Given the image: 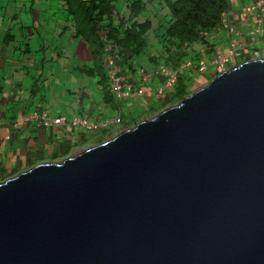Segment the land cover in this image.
Listing matches in <instances>:
<instances>
[{
	"label": "water",
	"instance_id": "obj_1",
	"mask_svg": "<svg viewBox=\"0 0 264 264\" xmlns=\"http://www.w3.org/2000/svg\"><path fill=\"white\" fill-rule=\"evenodd\" d=\"M0 264H264V58L0 182Z\"/></svg>",
	"mask_w": 264,
	"mask_h": 264
},
{
	"label": "crops",
	"instance_id": "obj_2",
	"mask_svg": "<svg viewBox=\"0 0 264 264\" xmlns=\"http://www.w3.org/2000/svg\"><path fill=\"white\" fill-rule=\"evenodd\" d=\"M254 2L255 0H232L233 8L232 11H229L228 16L234 22L238 32H242V36L233 35L231 37L222 28L216 29L209 36L208 42L210 47L215 48L217 54L223 57L229 54L230 39L240 42L246 39L247 43L250 41L248 33L255 28L254 17L257 16V13H248L246 16L243 13ZM28 3L30 0H17L15 3L7 5L5 7L7 11L2 18L4 27L0 28V182L37 164L60 162L70 157L75 149L87 145L92 139L88 140L87 132H84L86 129L74 127L71 124V120L74 118L87 116L88 121L92 124H104L111 118L122 115L121 109L118 110L114 103L109 102L108 92L110 89H102L97 79L87 73L88 69L92 68L88 52L77 50L76 46L73 54L69 55V52L59 50L56 46L57 51L52 50L51 56H48V51H46L48 45H45V43L48 44V39L40 34L38 48L31 49L30 42L35 41V34L26 33L24 27H20L24 24V19L15 14L16 9L21 5L24 9ZM247 4L250 5L246 6ZM31 5L34 8L35 0L31 1ZM33 15L37 20L35 10H33ZM9 25L18 26V32L15 33L8 27ZM66 28L67 26H64L63 30ZM74 34L75 30L72 31L70 40L72 43L75 39L73 38ZM60 35L61 32L53 29L48 37L55 41ZM63 36H60L59 39ZM82 41L80 40V42ZM193 49L205 57L202 62L207 64L208 71L213 68L214 59L210 62L207 61L204 47L195 45ZM247 49H252V47L248 46ZM239 51L229 63L230 66L242 63L240 61L243 57L246 60L252 58L249 52L246 54L244 51H240L241 54H239ZM61 65H66V68L70 69V74H73L67 79L71 81L70 85L64 82L65 95L51 101L46 98L36 99V96L30 100V72L46 66L55 67L59 71ZM148 68L153 70V67ZM75 71L78 74L75 75ZM138 72L127 71V74L133 84L143 85L147 94L140 98L121 100L132 101L129 106L137 108L131 113V116L148 110L147 108L152 105L156 106L158 104L156 99L159 102L163 100L159 99L155 92L161 80L149 78L142 82ZM110 95H112L111 91ZM112 99L120 107L121 102L117 101L113 95ZM42 111H48L54 117L63 116L68 119L69 123L48 127L44 126L40 120L30 119L31 114ZM126 120L127 124L130 120L128 118Z\"/></svg>",
	"mask_w": 264,
	"mask_h": 264
},
{
	"label": "trees",
	"instance_id": "obj_3",
	"mask_svg": "<svg viewBox=\"0 0 264 264\" xmlns=\"http://www.w3.org/2000/svg\"><path fill=\"white\" fill-rule=\"evenodd\" d=\"M127 1L131 5H129V19L117 13L114 0H63V7H67L66 11L69 15L67 20L74 25L73 38L83 39L82 43L77 45V50L88 52V59L92 61V68L88 69L87 73L97 79L102 89H110L109 102L114 103L118 110L120 107L110 95L111 85L108 63L105 59V44L115 47L116 52L112 54V58L124 76L129 75L127 71L132 73L145 68L143 59L146 55L148 56L146 61L150 62L153 70L164 66L180 71L174 93L169 92L156 106L152 105L147 108L148 110L132 115L131 119L134 121L140 119L142 114L144 117L147 112L148 115L155 111L158 113L168 108L170 104H178L195 92L196 86L200 89L207 85L213 76L209 72L213 74V69L210 68L206 72L199 71L198 65L205 57L195 52L193 47L195 45L204 47L208 62L216 59L217 51L210 47L208 39L216 29L221 28L223 17L228 15L232 2L231 0H163L168 12L166 16L157 17L158 30L154 31L153 19L138 20L149 6L147 2ZM152 31L156 35L160 32L157 37H160L162 49L157 55L148 52L149 35ZM244 59L243 57L240 62ZM188 61H192L194 67L186 71L181 70ZM208 65L210 66L209 63ZM146 69L150 71L151 68L146 67ZM196 80L197 85L194 84ZM126 122L127 120L122 118L120 125ZM113 130L112 126L103 128L100 139H105Z\"/></svg>",
	"mask_w": 264,
	"mask_h": 264
},
{
	"label": "rangeland",
	"instance_id": "obj_4",
	"mask_svg": "<svg viewBox=\"0 0 264 264\" xmlns=\"http://www.w3.org/2000/svg\"><path fill=\"white\" fill-rule=\"evenodd\" d=\"M16 1L17 0H0V2H1L0 3V28L4 27V23L2 22V18L5 16V13L7 11L5 7L7 5H10L11 3H15ZM18 1H21V0H18ZM31 1L32 0H30V3H28L26 8L23 9V6L21 5L20 8L15 10V14H17L19 17H22L24 19V24L20 27H24V31L26 33L30 32V35L35 34V37H36L34 39L35 41L30 42L31 49L34 50V49L38 48V39L40 38V35H42V37H44V38L47 37V39H48V44L45 43L46 46L48 45V47L46 49V51H48V53H47L48 56H51L52 50L57 51V49H55L56 46H58L59 50H65V51L69 52V55H72L73 51H75V49H76L75 47L77 46V44H79L80 40H83V39L82 38H80V39L75 38V39H73V41H74L73 43L70 42L71 37H72V31L75 29L73 28L74 25H72L70 23V21L67 20L69 15H68V11H66L67 7H65V8L63 7V0H35L34 8H32ZM144 1L147 2V5H149V6L139 16L138 20L139 21H145L146 19H151V20L153 19V21L155 22L154 31H156V30H158L156 26L159 22V20H158L159 16H166L168 9L165 7V3L163 0H144ZM231 2H232V0H231ZM113 3L115 4V7H116L115 10L117 11V13L121 14L122 16L126 15L125 19L130 18V10H129L130 3H128L127 0H114ZM248 5H250V4H247L246 6H248ZM232 8H233V5H231V8L229 10L232 11ZM33 10H35V12L37 13L38 22L36 20V17L33 15ZM154 14H156L157 16H155ZM118 21H120V20L118 19ZM163 22H164V20H163ZM61 24H64V25L60 26ZM64 26H67L66 30H63ZM8 27L13 29L15 33L18 32V30H17L18 26L9 25ZM53 29L57 32H61L60 36H62V35H64V36L61 39H59L60 38V36H59L57 40L52 41V39H50L48 37V35L51 32V30H53ZM154 31H152L150 33L149 42H148V44H149L148 52L151 53V55H157L158 52L161 51V49H162V46L160 43V37H157L158 34L160 35V32L156 35V33ZM80 43H82V42H80ZM249 46L252 47V49L244 50V52L246 54H248V52H249V54H251V56H252V53L254 52V50L257 49L260 51V53L262 54V57L264 58V40H258L257 42L250 44ZM40 57L42 58L41 54H40ZM147 57L148 56L146 55V57L143 59V62L146 65L145 67L148 68V67H150L151 64H150V62L146 61ZM232 66L233 65H231L230 67H232ZM64 68H65V70H64ZM74 74L76 75L78 73L75 71ZM209 74L212 76L215 73L212 74L211 72H209ZM71 75H73V74H70V69L66 68V65L65 66L61 65L59 71L55 67H49V66H46L45 68H40L39 70L38 69L33 70L32 72H30V100L35 98V96H36V99L37 98L38 99L39 98H46L49 101H51L52 99L62 97L63 94L65 95V93L63 91L64 90V82H66V83H68V85H70L71 81H69L67 79ZM194 84L197 85V80H196V83L194 82ZM198 89L199 88L196 86L195 91ZM174 91H175V87L168 90L167 94L169 92L174 93ZM33 94H35V95H33ZM155 101H156V103H160L158 101V99H156ZM120 102H121L120 103V109L122 111V118L124 120L126 118H130L131 113H133V111L137 108H133V107L129 106V104L132 101L131 102L120 101ZM173 105H175V104H170L167 107H170ZM156 114H157L156 111L149 113V115L147 112L144 115V117L142 114L140 119H136L134 121H133V119H130V121L127 124L116 126L114 128V130L111 133H109L105 139H100V133H101L102 129L93 130V131H87V130L85 131L84 130V132H87V137H90V139H92V140L90 142H88V144L85 145L84 147H79V148L75 149V151L72 152L70 157L84 151L85 149H87L89 147L100 144L106 140L112 139L114 136L119 134L121 131L126 130L128 128H132L139 121L150 118Z\"/></svg>",
	"mask_w": 264,
	"mask_h": 264
},
{
	"label": "built area",
	"instance_id": "obj_5",
	"mask_svg": "<svg viewBox=\"0 0 264 264\" xmlns=\"http://www.w3.org/2000/svg\"><path fill=\"white\" fill-rule=\"evenodd\" d=\"M256 12L257 16L254 17L255 21V28L249 31L248 36L250 38L251 44L257 42L258 40H263L264 37V0H255V2L243 13L244 16L248 13ZM222 24L224 29L230 34L233 35H241L242 32L237 30L234 22L229 19L228 15H225L222 20ZM249 44L244 41H235L230 40V52L227 56L223 57L219 55L214 60L213 70L215 74H221L225 72L228 67L230 66V62L236 57V53L238 50L244 51L247 49ZM239 51V54H241ZM106 56L105 59L108 63V74H109V81L111 85V90L113 95L117 100L129 99L134 96L143 97L146 95V89L142 85H135L133 82L127 80L126 76L122 75L121 69L116 65L115 60L112 58V54L116 52V49L112 45L105 46ZM262 54L259 50H254L252 53V58H260ZM194 67L192 61H188L181 70H186L189 68ZM198 69L200 72L208 71V66L206 63L201 62L198 65ZM180 71L169 68V67H161L157 71H153L148 73L145 69L140 71V76L142 80L147 81L149 78L156 76L158 78H162V84L159 85L155 92L159 97L165 96L168 90L172 89L179 76ZM30 119L33 120H40L44 126H59L65 125L69 123L68 119L60 116L54 117L50 115L48 111L36 112L30 115ZM120 116H116L108 120L104 124H92L88 121L87 116H78L71 120V124L74 127H82L88 131L97 130L99 128H106L108 126L120 125L121 124Z\"/></svg>",
	"mask_w": 264,
	"mask_h": 264
},
{
	"label": "clouds",
	"instance_id": "obj_6",
	"mask_svg": "<svg viewBox=\"0 0 264 264\" xmlns=\"http://www.w3.org/2000/svg\"><path fill=\"white\" fill-rule=\"evenodd\" d=\"M221 28H222L223 30H225L224 27H223V24L221 25ZM225 31H226V30H225ZM226 32H227V31H226ZM231 37H232V36H231ZM230 40H232V39H230ZM263 40H264V37H263ZM248 44L250 45V44H251V41H249ZM106 45H108V44H105V46H106ZM114 48H115V47H114ZM104 50H105V49H104ZM218 55H219V54H218ZM218 55H217V56H218ZM217 56H216V57H217ZM260 58H263V57L261 56ZM254 59H259V58H250V59H247V60L245 59V61L254 60ZM245 61H243V62H245ZM243 62H242V63H243ZM239 64H241V63H239ZM239 64H238V65H239ZM117 66H118V65H117ZM235 66H237V65H235ZM161 67H164V66H160L159 68H161ZM229 67H230V66H229ZM229 67H228L227 70H229V69L231 68V67H230V68H229ZM232 67H234V66H232ZM159 68H158V69H159ZM143 69H145L146 71H148V70L146 69V67L143 68ZM143 69L140 68V69L138 70V71H139V72H138L139 76H140V71L143 70ZM158 69H157V70H158ZM189 69H190V68H189ZM189 69H186V70H189ZM157 70H156V69H154V70H152V71L150 70V71H148V73H151V72H153V71H157ZM186 70H185V71H186ZM183 71H184V70H183ZM213 73H214V72H213ZM217 75H219V74H214V75L212 76V78H214V77L217 76ZM178 77H179V76H178ZM126 78H127L128 81L132 82V81H131V78H129L128 75L126 76ZM140 78H141V76H140ZM151 78H158V77L153 76V77H151ZM212 78H211V79H212ZM158 79L161 80V83H160V85H161V84H162V78H158ZM141 80H142V78H141ZM142 82H143V80H142ZM176 84H177V82H176ZM176 84H175V86H176ZM140 85H141V84H140ZM142 86H143V85H142ZM175 86H174V87H175ZM143 87H144V86H143ZM174 87H173V88H174ZM111 92H112V90H111ZM146 94H147V93H146ZM112 95H113V93H112ZM156 95H157V94H156ZM113 96H114V95H113ZM166 96H167V94H165V96H163V97H159V96L157 95V97H158L159 99H161V98H162V99H165ZM114 97H115V96H114ZM134 97H137V96H134ZM143 97H144V96H143ZM132 98H133V97H132ZM139 98H140V97H139ZM115 99H116V98H115ZM129 99H131V98H129ZM116 100H117V99H116ZM123 100H125V99H123ZM117 101H121V100H117ZM119 114H120V113H119ZM118 116H120L121 121H122V115H118ZM121 123H122V122H121ZM114 126H118V125H114ZM114 126H112V127H114ZM109 127H111V126H108V127H106V128H109ZM99 129H101V128H99ZM102 129H103V128H102ZM97 130H98V129H97ZM87 131H88V130H87Z\"/></svg>",
	"mask_w": 264,
	"mask_h": 264
}]
</instances>
